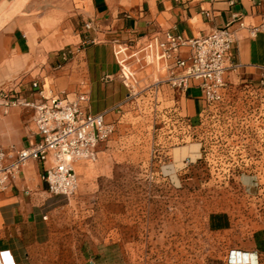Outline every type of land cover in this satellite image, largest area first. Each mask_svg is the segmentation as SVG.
<instances>
[{"label": "crops", "instance_id": "crops-1", "mask_svg": "<svg viewBox=\"0 0 264 264\" xmlns=\"http://www.w3.org/2000/svg\"><path fill=\"white\" fill-rule=\"evenodd\" d=\"M83 2L72 14L82 11L84 23L92 22L91 30L83 28L85 36L82 39L78 35L82 44L91 47H83L78 61L74 59L59 69L55 68L54 60L40 62V48H30L26 35L17 26L10 24L0 30V90L14 86L22 96L32 100L36 98L31 92L32 80L38 79L46 85L49 78V92L44 90L45 96L72 98L78 90L87 89L90 112L104 113L110 122L121 123L125 112L136 119L140 115L125 103L128 90L117 77L120 62L131 61L141 54L156 56V39L165 30L192 38L228 23L237 36L234 45L235 59L240 64L237 75L257 78L264 68V31L251 34L240 29L235 19L239 15L245 23L258 24L264 14V0H146V9L137 15L128 10L122 15L115 13V0ZM131 39L134 46L130 48L114 43V40ZM230 80L236 81L237 77L231 75ZM175 99L191 117L204 106L197 84L190 87L186 96L178 94ZM32 119L31 109L18 106L4 113L0 106V146L13 153L34 143L37 136ZM164 140L175 163L197 155V143L174 147L165 137ZM184 147L188 148L183 151ZM246 149L251 154L258 153L252 162H257L259 167L249 166L240 176L247 192H252L256 190L254 182L264 176V144L255 147L248 140ZM83 165L76 161L75 171ZM42 172V165L30 159L13 184L0 191V264L98 263L106 256L103 224L87 218L83 198L72 202L64 196L51 195L42 180ZM80 179L79 175L78 182ZM259 252L248 240L242 251L232 254V264L255 260L264 264V256Z\"/></svg>", "mask_w": 264, "mask_h": 264}, {"label": "rangeland", "instance_id": "rangeland-1", "mask_svg": "<svg viewBox=\"0 0 264 264\" xmlns=\"http://www.w3.org/2000/svg\"><path fill=\"white\" fill-rule=\"evenodd\" d=\"M115 1L117 14L146 9V0ZM80 4L83 0H0V30L17 26L30 48H40V62L54 60L62 67L91 47L78 38L85 36V17L72 11ZM50 83L47 78L46 92ZM147 119L125 112L96 158L77 161L84 164L76 169L81 179L65 198H83L87 218L103 224L106 256L96 264H229L248 240L264 256V176L252 192L240 180L247 169L243 162L235 161L236 172L228 176L230 162L217 156L227 152L224 142H206L214 152L208 162L175 163L163 130L149 127Z\"/></svg>", "mask_w": 264, "mask_h": 264}, {"label": "built area", "instance_id": "built-area-1", "mask_svg": "<svg viewBox=\"0 0 264 264\" xmlns=\"http://www.w3.org/2000/svg\"><path fill=\"white\" fill-rule=\"evenodd\" d=\"M235 19L240 29L251 34L264 31V14L258 24L245 23L239 15ZM83 28L91 30L92 22H85ZM236 41L230 23L192 38L165 30L156 39V56L141 54L131 61H121L117 76L128 90L125 103L140 116L148 117L149 127L163 130L165 139L173 146L199 145L198 157L185 160L208 162L214 152L208 151L207 141L228 145L227 152L217 156L230 162L227 169L230 177L236 172L235 161L240 160L248 168L252 158L258 156L257 152L247 151L248 140L255 147L264 144V68L257 78L238 76ZM114 43L125 48L134 46L132 39ZM60 67L57 64L55 68ZM231 75L237 80H230ZM193 84L199 87L204 106L191 117L183 112L175 96H186ZM44 90L45 82L38 79L31 82V92L36 95L32 100L22 96L14 86L0 90L4 113L18 106L33 111L37 136L34 143L13 153L0 146V191L9 188L26 162L33 159L43 167L42 180L47 191L68 198L78 187L75 162L94 160L98 146L115 133V125L105 119L104 113L88 110L87 89L78 90L72 98L45 96Z\"/></svg>", "mask_w": 264, "mask_h": 264}, {"label": "bare ground", "instance_id": "bare-ground-1", "mask_svg": "<svg viewBox=\"0 0 264 264\" xmlns=\"http://www.w3.org/2000/svg\"><path fill=\"white\" fill-rule=\"evenodd\" d=\"M195 144V143H194ZM198 153V152H197ZM196 154V153H195ZM198 157V155H195V158L194 159H192L191 157H188L189 159H190V161H193V160H195L196 158ZM255 262H256V260H255ZM254 261L253 262H251V263H255ZM249 263V262H248Z\"/></svg>", "mask_w": 264, "mask_h": 264}, {"label": "trees", "instance_id": "trees-1", "mask_svg": "<svg viewBox=\"0 0 264 264\" xmlns=\"http://www.w3.org/2000/svg\"><path fill=\"white\" fill-rule=\"evenodd\" d=\"M98 8L100 9L101 8V5H98Z\"/></svg>", "mask_w": 264, "mask_h": 264}]
</instances>
